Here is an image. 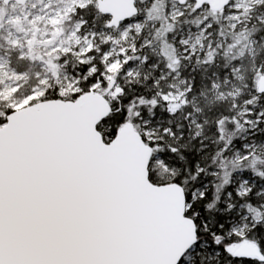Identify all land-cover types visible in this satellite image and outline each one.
I'll use <instances>...</instances> for the list:
<instances>
[{
  "label": "snow or ice",
  "instance_id": "6c2138e0",
  "mask_svg": "<svg viewBox=\"0 0 264 264\" xmlns=\"http://www.w3.org/2000/svg\"><path fill=\"white\" fill-rule=\"evenodd\" d=\"M0 264H264V0H0Z\"/></svg>",
  "mask_w": 264,
  "mask_h": 264
}]
</instances>
